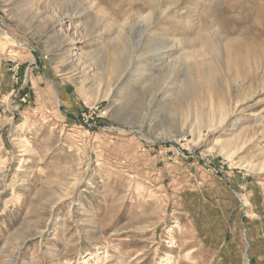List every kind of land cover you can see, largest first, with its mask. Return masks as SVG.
<instances>
[{"label": "rangeland", "instance_id": "1", "mask_svg": "<svg viewBox=\"0 0 264 264\" xmlns=\"http://www.w3.org/2000/svg\"><path fill=\"white\" fill-rule=\"evenodd\" d=\"M0 264H264V0H0Z\"/></svg>", "mask_w": 264, "mask_h": 264}, {"label": "bare ground", "instance_id": "2", "mask_svg": "<svg viewBox=\"0 0 264 264\" xmlns=\"http://www.w3.org/2000/svg\"><path fill=\"white\" fill-rule=\"evenodd\" d=\"M235 45H237V46L239 45V47H240V44L234 43V44L232 45V48H234L235 50H237V49H236L237 46H235ZM241 47H242V46H241ZM241 47H240V48H241ZM235 59H236V58H235ZM237 59H238V58H237ZM239 59H240V58H239ZM239 59H238V60H239ZM229 60H230L229 65L232 64V63L234 64V62L236 63L235 60L232 61L231 59H228V61H229ZM241 61H242V60H241ZM238 62H240V61H238ZM237 64H240V63H237ZM231 67H232V66H231Z\"/></svg>", "mask_w": 264, "mask_h": 264}]
</instances>
